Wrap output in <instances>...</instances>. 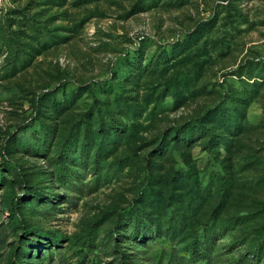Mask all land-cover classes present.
<instances>
[{"label":"rangeland","instance_id":"rangeland-1","mask_svg":"<svg viewBox=\"0 0 264 264\" xmlns=\"http://www.w3.org/2000/svg\"><path fill=\"white\" fill-rule=\"evenodd\" d=\"M0 264H264V0H2Z\"/></svg>","mask_w":264,"mask_h":264},{"label":"trees","instance_id":"trees-1","mask_svg":"<svg viewBox=\"0 0 264 264\" xmlns=\"http://www.w3.org/2000/svg\"><path fill=\"white\" fill-rule=\"evenodd\" d=\"M209 244V241L206 237H204L203 239H201L200 241H198L193 247H192V250H193V253H197L199 251V247H202V246H208ZM126 263H130V261L126 262Z\"/></svg>","mask_w":264,"mask_h":264},{"label":"built area","instance_id":"built-area-1","mask_svg":"<svg viewBox=\"0 0 264 264\" xmlns=\"http://www.w3.org/2000/svg\"><path fill=\"white\" fill-rule=\"evenodd\" d=\"M1 6H2V0H0V8H1Z\"/></svg>","mask_w":264,"mask_h":264}]
</instances>
